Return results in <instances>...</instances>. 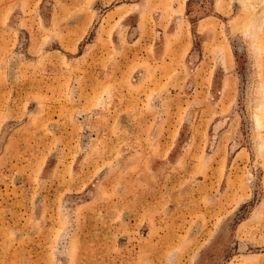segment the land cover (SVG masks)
<instances>
[{
    "label": "rangeland",
    "instance_id": "obj_1",
    "mask_svg": "<svg viewBox=\"0 0 264 264\" xmlns=\"http://www.w3.org/2000/svg\"><path fill=\"white\" fill-rule=\"evenodd\" d=\"M0 264H264V0H0Z\"/></svg>",
    "mask_w": 264,
    "mask_h": 264
}]
</instances>
